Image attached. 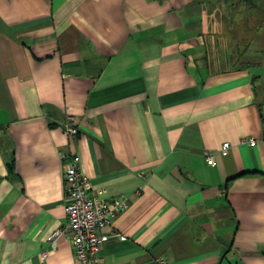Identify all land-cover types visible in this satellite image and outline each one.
Returning a JSON list of instances; mask_svg holds the SVG:
<instances>
[{"label":"crops","instance_id":"0c3cea01","mask_svg":"<svg viewBox=\"0 0 264 264\" xmlns=\"http://www.w3.org/2000/svg\"><path fill=\"white\" fill-rule=\"evenodd\" d=\"M198 1L0 0V264H80L50 248L73 154L128 202L103 264H264V103L246 69L190 66Z\"/></svg>","mask_w":264,"mask_h":264},{"label":"rangeland","instance_id":"374dc122","mask_svg":"<svg viewBox=\"0 0 264 264\" xmlns=\"http://www.w3.org/2000/svg\"><path fill=\"white\" fill-rule=\"evenodd\" d=\"M191 8L187 26L197 53L190 66L199 74L246 69L257 104L264 103V0L256 7L238 0H200Z\"/></svg>","mask_w":264,"mask_h":264},{"label":"built area","instance_id":"2783aa9c","mask_svg":"<svg viewBox=\"0 0 264 264\" xmlns=\"http://www.w3.org/2000/svg\"><path fill=\"white\" fill-rule=\"evenodd\" d=\"M65 131L68 135L77 134V129L67 123ZM249 145L255 144L254 138L242 139ZM228 142L221 145V152L226 153ZM207 161L213 164L211 155L206 156ZM64 210L66 220L57 228L50 237V248L54 249L57 237H64L71 246L73 257L80 264H103L100 253L103 244L110 237L125 239L115 231H104L111 226L114 215L124 212L128 208V202L124 196L105 202L98 197L102 191H92L87 178L82 171L79 155H70L64 164ZM49 249H45L41 257H44ZM166 259L159 257L151 264H165Z\"/></svg>","mask_w":264,"mask_h":264},{"label":"trees","instance_id":"16d2710c","mask_svg":"<svg viewBox=\"0 0 264 264\" xmlns=\"http://www.w3.org/2000/svg\"><path fill=\"white\" fill-rule=\"evenodd\" d=\"M238 1L243 3H248L251 7H256L257 4V0H238Z\"/></svg>","mask_w":264,"mask_h":264}]
</instances>
